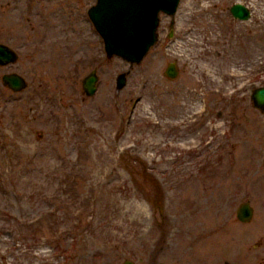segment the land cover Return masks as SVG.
<instances>
[{
	"label": "rangeland",
	"instance_id": "rangeland-1",
	"mask_svg": "<svg viewBox=\"0 0 264 264\" xmlns=\"http://www.w3.org/2000/svg\"><path fill=\"white\" fill-rule=\"evenodd\" d=\"M93 2L0 5L16 54L0 76L26 82L0 81V264H192L194 249L243 264L236 252L264 236V109L249 101L264 86V0H179L133 64L104 54Z\"/></svg>",
	"mask_w": 264,
	"mask_h": 264
},
{
	"label": "water",
	"instance_id": "water-1",
	"mask_svg": "<svg viewBox=\"0 0 264 264\" xmlns=\"http://www.w3.org/2000/svg\"><path fill=\"white\" fill-rule=\"evenodd\" d=\"M179 0H95L87 10V17L95 32L102 41L104 54L116 56L129 64L138 63L148 49L156 41V29L159 22L158 14L172 16ZM229 14L238 20H247L250 15L248 7L242 3H232ZM171 35V30L168 31ZM16 54L12 49L0 43V66L14 63ZM163 74L173 79L176 76L174 63L169 62ZM3 86L17 92L25 88V80L17 73H6L0 76ZM96 76L89 72L81 79V89L86 96L95 90ZM124 84V75H117L116 88ZM253 107L264 109V86L256 87L250 94ZM251 207L247 202L237 206L235 216L240 221H247L251 216ZM123 264H130L124 261ZM164 264V263H158Z\"/></svg>",
	"mask_w": 264,
	"mask_h": 264
},
{
	"label": "flooded vegetation",
	"instance_id": "flooded-vegetation-1",
	"mask_svg": "<svg viewBox=\"0 0 264 264\" xmlns=\"http://www.w3.org/2000/svg\"><path fill=\"white\" fill-rule=\"evenodd\" d=\"M19 0H2V1H0V5H2V4H16L17 2H18ZM95 3V0H94V2L92 3V4H90L86 9H85V14H86V17H87V10L93 5ZM15 8H16V5H15V7H14V10H15ZM164 14H162V13H159L158 14V17L159 16H163ZM166 16V15H165ZM231 16V15H230ZM232 17V16H231ZM233 18V17H232ZM87 19H88V17H87ZM233 19H235V18H233ZM236 20H238V19H236ZM88 21H89V19H88ZM240 21H246V20H240ZM90 22V21H89ZM90 24H91V22H90ZM91 26H92V24H91ZM92 28H93V26H92ZM93 30H94V28H93ZM95 31V30H94ZM168 31H169V29H168ZM168 33L169 32H167V35H168ZM3 44V43H2ZM259 87V86H258ZM256 88V87H255ZM255 88H253V89H255ZM253 89H251V91H250V93H249V101H250V103H251V105H252V102H251V100H250V94H251V92H252V90ZM253 106V105H252ZM255 108V107H254ZM261 111V110H260ZM185 121H181V123H184ZM188 124L189 123H187L186 125H184V127H187L188 126ZM178 127L180 126V124L179 125H177ZM207 144H209L208 143V141L206 142V145ZM243 202H247V201H243ZM240 203H242V202H240ZM239 203V204H240ZM248 203V202H247ZM238 204V205H239ZM249 204V203H248ZM237 205V206H238ZM250 206V205H249ZM251 207V206H250ZM236 209H237V207L235 208V211H234V217H235V220H236V222H239V223H248V222H250L251 220H252V214H253V209H252V207H251V210H252V212H251V216H250V218H249V220H247V221H240V220H238L237 218H236V216H235V213H236ZM261 237H264V236H262L261 234H258L257 236H256V238L254 239V240H251L249 243H243V245H242V251L241 252H236V254L238 253V256L240 257V259L238 258L237 260H239L240 262H242L243 264H259L260 263V261L261 260H264V257H261L260 256V254L259 253H257L255 250L257 249V247L259 246V241L261 240ZM205 254V253H204ZM207 255V254H206ZM218 255H220V254H218ZM235 255V254H234ZM221 256V255H220ZM204 256L203 255H200V254H198L197 253V251L194 249V254H193V260H194V263H193V261H192V264H207V262L204 260ZM214 264H217V262L216 263H214ZM218 264H228L227 263V261H226V259H224V260H222V261H220Z\"/></svg>",
	"mask_w": 264,
	"mask_h": 264
},
{
	"label": "trees",
	"instance_id": "trees-1",
	"mask_svg": "<svg viewBox=\"0 0 264 264\" xmlns=\"http://www.w3.org/2000/svg\"><path fill=\"white\" fill-rule=\"evenodd\" d=\"M160 210V209H159Z\"/></svg>",
	"mask_w": 264,
	"mask_h": 264
}]
</instances>
